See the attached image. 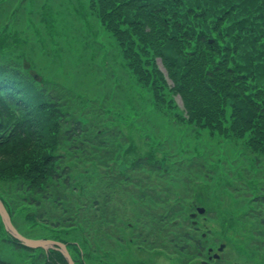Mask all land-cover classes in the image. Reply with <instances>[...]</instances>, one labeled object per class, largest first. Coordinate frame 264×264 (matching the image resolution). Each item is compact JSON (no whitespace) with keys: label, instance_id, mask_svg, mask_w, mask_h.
<instances>
[{"label":"rangeland","instance_id":"1","mask_svg":"<svg viewBox=\"0 0 264 264\" xmlns=\"http://www.w3.org/2000/svg\"><path fill=\"white\" fill-rule=\"evenodd\" d=\"M22 1L7 0L1 19L13 23L12 34L19 43H26L21 46L26 48L13 50L3 39L0 62L11 60L30 75L37 74L35 81L62 93L65 112L91 129L75 136L73 146L65 143L66 148H62L63 153L68 151L64 164L70 166V187L49 185L48 197L41 200L39 208L22 201L27 193L16 191L15 183L1 181L0 198L12 212L17 230L33 239H67L75 243L77 249L73 245L67 248L75 264H186L196 259L209 262L210 251L219 253L221 244H225V250L213 264H264V154L250 167L251 160L245 154L235 157L232 152L233 147L242 146L241 141L222 136L216 138L217 142L200 141L190 129L183 127L181 132L177 125L168 123L150 105L151 94L137 82L114 37L90 13L87 0ZM16 4L21 9L13 15ZM111 139L120 141L123 151L120 155L111 149L113 157L118 153L120 156L110 163H115L120 172L126 171L123 176H130V180H147L155 189L152 192L159 196L153 202L155 208L147 198L149 209L139 207L136 185L130 182H123L124 187L115 185L114 195L104 198L110 192L106 191L110 179L101 160ZM120 160L130 168L134 162L135 170L121 165ZM138 160L141 163L136 165ZM56 187L63 189L61 195L68 199L64 206L52 201L51 190L55 193ZM97 200H109L111 205L103 215L115 223L105 224L110 230L99 225L103 233L110 231V235L92 232L96 252L83 256L84 250L88 252L84 230L66 235L69 229L59 227L60 233H56L52 224L57 216L61 223L69 216L77 222L83 217L91 220L97 212ZM68 204L71 211L66 213ZM198 207L205 208V213H197L195 223L191 214ZM154 211L156 219L161 216L164 229L159 240L168 246L172 236L178 246H189L182 251L171 247L180 255L166 248L146 249L141 245L139 249L129 244V239L137 244L135 235L139 233L150 242L159 241L156 232H150ZM32 213L47 218V222L41 227L31 226L28 216ZM140 224L144 230L136 228ZM169 230L171 236L167 234ZM187 235L200 240L201 256L194 257L197 246ZM7 237L6 230H0V257L12 264H45L44 253L30 255ZM119 237L123 242L117 240ZM108 250L110 254H106Z\"/></svg>","mask_w":264,"mask_h":264},{"label":"trees","instance_id":"2","mask_svg":"<svg viewBox=\"0 0 264 264\" xmlns=\"http://www.w3.org/2000/svg\"><path fill=\"white\" fill-rule=\"evenodd\" d=\"M6 2L0 0V42L7 40L8 48L24 51L26 46H21L26 43H19L12 34L13 23L1 19ZM20 4H16L13 15L20 11ZM87 5L116 40L137 82L151 94L150 105L168 123L177 125L181 132L183 127L190 129L200 141H213L221 136L239 140L242 146L232 148L235 157L245 154L251 160L250 167L259 162L264 154V0H87ZM65 106L61 92L35 81L11 60L0 62V183L2 180L15 183L16 191L27 193L21 199L29 206L40 207L41 200L48 197L49 185L70 187V166L64 164L68 151L63 153L62 148H66L65 143L73 146L75 136L80 137L91 129L87 130L83 120L70 117ZM119 145L120 141L111 139L101 160L110 179L106 184V191L110 192L104 198L112 197L117 187H124L123 182H130L136 185L139 207L149 209L147 198L155 208L153 202L159 196L152 192L155 189L148 181L130 180V176H123L126 171L122 173L115 163H110L121 155L123 148ZM111 149L118 150L120 155L116 152L113 157ZM121 160V165L130 168ZM131 164L130 169L135 170L134 162ZM56 189L55 193L51 190L52 201L64 206L68 199L61 195L63 189ZM96 205L98 213L91 220L83 217L77 222L69 216L61 223L57 216L52 224L56 233H60L59 227L69 229L66 235L84 230L88 240L84 246L88 252L84 250L83 256L96 252L92 232L103 233L99 225L110 230L105 224L115 223L103 215L104 209L111 205L109 200H97ZM64 210L70 212L71 204ZM156 213L153 212L150 232L155 231L159 240L164 229L162 218L156 219ZM9 214L15 225L12 212ZM28 217L31 226L41 227L48 220L37 213ZM136 228L141 229V224ZM2 229L5 230L0 219ZM103 234L110 235V231ZM167 234L171 236V231ZM135 236L137 244L133 239H129V244L139 249L141 245L146 249L166 248L171 254L180 255L181 252L171 251V247L174 251L189 248L178 246L176 237L172 236L168 246L162 239L153 243L144 239L146 236L142 233ZM60 240L68 249L72 245L78 248L67 239ZM7 241L30 255L44 253L45 264H68L58 250L27 248L9 234ZM193 242L197 255L192 254L199 257L203 254V245L198 239ZM0 264L12 263L0 257Z\"/></svg>","mask_w":264,"mask_h":264},{"label":"water","instance_id":"3","mask_svg":"<svg viewBox=\"0 0 264 264\" xmlns=\"http://www.w3.org/2000/svg\"><path fill=\"white\" fill-rule=\"evenodd\" d=\"M33 76L34 78L38 77L37 74L35 73L33 74ZM140 163H141V160H138L136 162V165H139ZM204 212H205L204 208L202 207L197 208V213L203 214ZM197 213L191 214V217H195ZM0 217H1V220H2V223L4 225L6 232L10 236H12L15 240H17L19 243H21L23 246L27 248H31V249L41 248L45 251H48L50 249L58 250L59 252L62 253V255L64 256L68 264H75L68 252L66 244H64L63 242L52 240V239H33V238H29L21 234L17 230V228L14 226V224L12 223L11 217L1 199H0ZM224 247H225V244H221L218 248V251H222Z\"/></svg>","mask_w":264,"mask_h":264},{"label":"flooded vegetation","instance_id":"4","mask_svg":"<svg viewBox=\"0 0 264 264\" xmlns=\"http://www.w3.org/2000/svg\"><path fill=\"white\" fill-rule=\"evenodd\" d=\"M50 251V250H49ZM216 254V251L215 252H213V251H210V254L208 255V260H209V263L210 264H213L216 260H219L220 259V254H221V252L218 254V255H215ZM202 263V264H204L203 263V261L202 260H199V261H196V262H191V263H189V264H195V263Z\"/></svg>","mask_w":264,"mask_h":264}]
</instances>
